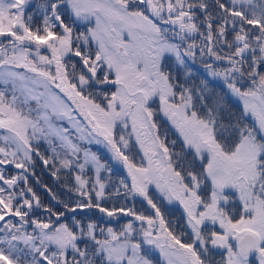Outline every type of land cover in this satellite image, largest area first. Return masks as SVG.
<instances>
[{
  "label": "snow or ice",
  "instance_id": "snow-or-ice-1",
  "mask_svg": "<svg viewBox=\"0 0 264 264\" xmlns=\"http://www.w3.org/2000/svg\"><path fill=\"white\" fill-rule=\"evenodd\" d=\"M31 2L0 0V264H264V0ZM91 144L144 211L104 206ZM34 157L78 199L44 205Z\"/></svg>",
  "mask_w": 264,
  "mask_h": 264
},
{
  "label": "rangeland",
  "instance_id": "rangeland-1",
  "mask_svg": "<svg viewBox=\"0 0 264 264\" xmlns=\"http://www.w3.org/2000/svg\"><path fill=\"white\" fill-rule=\"evenodd\" d=\"M37 3L38 5L39 4H41V3H43L44 2V0H32V2H31V4L29 5V8H28V10L32 7V5L34 4V3ZM38 5L35 7V9H33V11H36L37 10V8H38ZM29 12H32V11H29ZM197 66L202 70V72L201 71H195L194 69H195V64L193 65V77H192V80H191V83L193 84L194 83V86H197L201 81H203V77H205L206 75H208L205 71H204V69L202 68V65L199 63V61H197ZM178 78H182V77H178ZM212 82L213 83H211L210 84V86H209V88L212 90V91H214V92H216V93H218V94H223L226 90L223 88V85H222V81H219V80H213L212 79ZM226 101L227 102H230V106H234L235 105V100L234 99H232V98H227L226 97ZM43 143H44V147H43V145H42V143L40 142L39 143V149H40V151L42 150V148H44V153H45V155L47 156V155H51V152H50V149L48 148V145L43 141ZM89 147V146H88ZM91 147V146H90ZM46 148V149H45ZM91 148H97V149H99L101 152H99V153H97L99 156H100V158H101V160L103 161V162H106L108 165H109V167H111L112 168V172L115 174V176L117 175V174H121L122 172H124V173H126L127 174V171H126V169H124L121 165H119V164H117V163H114L111 159H110V153H103L104 151H106V149L102 146V145H97V144H94ZM49 151H48V150ZM43 153V152H42ZM93 173H94V170L91 168V167H89L88 169H87V175H89V176H91V175H93ZM67 176H68V178H69V180H70V184L73 182L72 181V179H71V174H69V173H67ZM104 176H106L107 177V179H104ZM111 176H113V175H111ZM101 179H102V181H104L105 183H107L108 184V187H110L111 185H118V181L116 182V180H114L115 182H110V180H109V176H108V174L107 173H105V172H101ZM119 179H123V178H119ZM118 179V180H119ZM113 183H115V184H113ZM69 194V198H70V200H75V197H77L76 196V194L74 193V192H72V193H68ZM174 208H175V206H167V207H165V210L166 211H168V210H170L172 213H175L176 211H174ZM177 208V207H176Z\"/></svg>",
  "mask_w": 264,
  "mask_h": 264
},
{
  "label": "flooded vegetation",
  "instance_id": "flooded-vegetation-1",
  "mask_svg": "<svg viewBox=\"0 0 264 264\" xmlns=\"http://www.w3.org/2000/svg\"><path fill=\"white\" fill-rule=\"evenodd\" d=\"M197 66V64H196ZM198 67V66H197ZM203 81H207L208 82V86H210L212 82V79L207 75L205 77H203ZM200 84V83H199ZM198 84V85H199ZM197 85V86H198ZM210 89V88H209ZM227 102V101H226ZM227 105L230 106V102H227ZM231 107V106H230ZM156 120L158 121V123H160L162 125V128H168L169 125L167 124V122L161 117V116H157L156 117ZM67 126V125H66ZM169 138L170 139H174L175 138V135H174V132L173 131H169ZM94 144H91V145H85L86 147L90 148L91 151H92V146ZM91 146V147H90ZM106 153L108 152L107 150L105 151ZM49 175H50V186L49 188L52 190L53 193H55L57 195V189L61 186V180L62 178H65L67 179V173L66 172H62L60 175H61V179L60 180H57L55 179L52 175H51V171L49 172ZM52 199V198H51ZM55 204V201H51L50 205H54ZM135 205V208L137 206V204H133ZM131 205V206H133ZM130 206V207H131ZM169 207V206H168ZM177 207V208H176ZM164 212H165V215L168 219L172 220L173 222H176L178 226H182L183 224V218H182V209L177 205L175 206L174 208V211H176L175 213H172L170 210L166 211L165 208H163ZM80 217H90L92 218L93 215H92V210H84L82 212V215L79 214ZM99 218L102 219L103 218V214L100 213L99 215ZM93 219V218H92ZM114 224H116L117 226L120 224V220L114 222ZM157 257L159 256L158 253H156ZM161 264H163L162 260H161Z\"/></svg>",
  "mask_w": 264,
  "mask_h": 264
},
{
  "label": "trees",
  "instance_id": "trees-1",
  "mask_svg": "<svg viewBox=\"0 0 264 264\" xmlns=\"http://www.w3.org/2000/svg\"><path fill=\"white\" fill-rule=\"evenodd\" d=\"M9 168H10V170H11V166H9ZM14 171V170H13ZM30 177V176H29ZM40 179H42V177L40 178ZM127 179V178H126ZM112 182H115L113 179H110ZM35 182V180L34 179H31V178H29V183L31 184V186L32 187H34V189L37 191L38 189H42V190H44V193H42V192H40V193H37V195H39V197H40V199H42L43 200V202L45 201V203H46V205H48L47 203H48V201H49V193L47 192V191H45V188H43L42 186H39L38 185V183H34ZM43 182V185H44V187L45 186H47V188H49V184H48V182L47 181H42ZM116 187H119V185H117ZM115 187V188H116ZM115 188H113L112 190H111V193H113L112 195H111V198H112V202H105V204H108L109 206L108 207H112V206H131L132 204H133V198L131 197V196H129V197H127V199H125L124 198V196L123 195H120V196H117V195H115L114 194V189ZM69 192L67 191V195L69 196V194H68ZM61 199L62 200H65L66 201V198H65V196L64 195H62L61 196ZM88 210V209H87ZM136 210L137 211H143V208L141 207V206H139V205H137V207H136ZM95 211V210H94ZM127 219L128 218H126V217H123V216H121L120 217V224H122V223H124V222H126L127 221ZM97 221H98V218L96 219ZM114 222H116V221H114ZM113 222V223H114Z\"/></svg>",
  "mask_w": 264,
  "mask_h": 264
}]
</instances>
